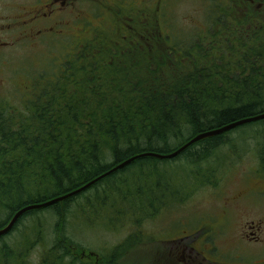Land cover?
Returning <instances> with one entry per match:
<instances>
[{"label": "trees", "instance_id": "obj_1", "mask_svg": "<svg viewBox=\"0 0 264 264\" xmlns=\"http://www.w3.org/2000/svg\"><path fill=\"white\" fill-rule=\"evenodd\" d=\"M211 3L218 7L222 2L211 0ZM223 4L229 8L234 0H225ZM255 4L259 10L264 8V0L247 2L248 7ZM243 13L246 22L244 19L243 28L236 34L231 32L238 27L227 29L238 22L229 14L221 15L222 28L215 46L222 42L220 37L240 34L246 39L242 46H237L242 40L236 37L231 47L227 43L223 44L227 49L222 46L226 52L230 49L244 52L241 63L250 64L248 76L231 72L230 79H221V85L203 87L196 82L198 72L190 71L182 57L194 60L192 52L184 54L187 51L180 49L183 54L179 56L171 52L168 44L181 47L179 41L164 42L170 59L175 57L178 69L186 70L184 75H177L167 68L169 62H158L150 54L151 41L155 39L152 30L132 24L121 35L109 34L110 40L99 38L105 29H97L94 36L75 44L72 51L64 48V56L59 62L52 61L57 66L46 75L51 79L40 82L33 98L25 104L0 102V228L20 208L73 191L136 154L170 153L202 131L263 113L264 23L255 22L257 18L251 23L250 12ZM228 18L233 23L226 21ZM137 27L140 34L135 33ZM246 48L250 50L246 52ZM259 123H264V118L201 140L175 158H139L77 195L29 211L8 234L16 233L15 241L1 242L8 235L0 237V264H33L26 251L36 243H47L45 228L49 218L57 217L56 225L65 223L74 201H80L118 173L127 176L123 180L126 183L131 172L147 163L150 166L186 154L201 160L227 143L233 131ZM197 145L204 147L193 151ZM261 146L264 147V134ZM260 156L264 163L263 155ZM111 193V189L105 188L101 194L108 199ZM95 206L84 201L80 207L85 210ZM44 209H52L47 215L48 222L42 218L24 221L29 216L39 217L38 213ZM70 240L65 236L47 247L40 264H80L78 257H70V248H80ZM23 241L28 244L24 246ZM80 254L84 257L91 253L82 249ZM111 255L114 256V251Z\"/></svg>", "mask_w": 264, "mask_h": 264}, {"label": "rangeland", "instance_id": "obj_2", "mask_svg": "<svg viewBox=\"0 0 264 264\" xmlns=\"http://www.w3.org/2000/svg\"><path fill=\"white\" fill-rule=\"evenodd\" d=\"M103 1L90 0L84 4L85 15L92 24L88 31L81 32L85 23L77 22L71 35L60 38V41L70 43L69 50L72 51L75 44L83 41L79 38L85 40L94 36L96 28L105 25L108 18H113V13L105 8ZM219 1L222 3L217 7L212 6L211 0H150L149 3L142 0L140 4L135 2L134 10L122 12L124 16L116 19L113 27L118 28H113V31L117 34L121 28L127 31L125 24L129 23L141 25L146 30L150 28L154 33L152 37L157 38L151 41L150 46L153 59L169 62V70L184 75L186 70L178 69L175 57L170 59L165 51L166 39L177 40L181 47L169 42L171 52L179 56L183 54L180 49L187 51L184 54L192 52L194 60L182 57L186 59L184 63L190 71L198 72L196 82L203 87L221 85V79H230L231 72L245 76L251 73L250 67H247L250 64L241 63L244 52L224 50L226 46L223 44L231 47L236 41L234 37L242 40L237 42V46L246 44V39L240 34L220 37L222 42L215 46L219 43L217 36L222 28L219 21L221 15L229 14L238 22L227 29L232 31L238 27L231 32L236 34L243 28L244 19L246 22L247 16L243 12H250L251 23H264V8L259 10L256 4L248 7V0H234L228 8L223 4L225 0ZM31 3L32 0H0V13L15 15ZM130 16L132 21H128ZM254 18L258 20L253 22ZM226 21L233 23L231 18ZM113 31H101L98 37L110 40L108 35L114 34ZM54 37L48 35L45 45L18 44L12 48L6 46L0 51V102L25 104L26 100L33 98L40 82L51 79L46 75L57 66L53 62H59L65 54L64 48L57 43L61 46L58 47L61 51L56 53L58 57L50 53L54 48L52 41H56ZM158 40L160 44L156 47ZM194 47H200V50L197 52ZM249 50L246 48V52ZM263 134L264 123L254 124L233 131L227 143L201 160H194L186 154L174 160L153 162L150 166L147 163L138 170L130 171L131 176L126 183L123 180L127 176L118 173L108 183L89 191L80 201H74L65 223L56 225L57 217L49 218L45 228L47 243H36L28 248V260L40 264L47 247L66 236L80 247L79 250L69 249L70 257H78L80 264H97L96 258L82 257V249L87 253L94 252L100 260H106V264H167L165 258L169 255L168 250L173 249V244L166 240L181 236L185 230L204 228L202 220L212 214L220 223L225 220L227 227L223 237L217 238L218 245L208 254L209 258L219 260L217 253H222L224 261L230 264H264V225L261 230L257 229L258 235L255 233L261 239L259 242L253 239L255 234H251V231L256 232V227H251L252 221L264 219V163L260 156L264 158V147L261 146ZM203 147L197 145L193 151H201ZM122 181L124 183L119 184ZM105 188L112 191L108 199L101 194ZM84 201L96 206L83 210L80 206ZM51 210L44 209L38 213L39 217L29 216L24 221L42 218L48 222L47 215ZM246 221L249 223L244 226ZM243 234L248 235L249 241L240 240ZM16 235H8L1 242L15 241ZM23 242L24 246L28 244V241ZM182 250L179 248V251ZM113 251L114 256L111 255ZM190 254L196 262L190 263L193 260L186 253L182 264H217L204 260L196 251ZM176 264H179L178 261Z\"/></svg>", "mask_w": 264, "mask_h": 264}, {"label": "flooded vegetation", "instance_id": "obj_3", "mask_svg": "<svg viewBox=\"0 0 264 264\" xmlns=\"http://www.w3.org/2000/svg\"><path fill=\"white\" fill-rule=\"evenodd\" d=\"M88 1L90 0H32V3L28 6H24L18 14L7 16L5 13H0V51L6 46V48H12L18 44L29 45L31 43L33 45H45L48 43V35H54L56 41H52V46L54 48H52L50 53L53 54L54 57L57 56L56 53L61 51L58 47L62 46L63 48L69 49L70 43L66 40L60 41V38L64 36L67 38V35H71L77 22L85 23L81 32H86L90 28L91 23H89L84 12V4ZM137 1L138 0H104L103 4L106 9L111 10L113 18H108L105 25L96 29H111V31H113V28H118V26L113 27L117 23L116 19L119 16L123 18L124 15H122V12L124 10H134L135 2L140 4L142 0H140V2ZM149 1L150 0H147L148 3ZM161 2H159V5H161ZM5 12L7 13L6 10ZM128 21H132V16L128 17ZM125 27H132V24H125ZM121 33L122 28L119 35H121ZM135 33L140 34L138 27ZM114 34L118 35L117 32H114ZM79 39L84 40L82 38ZM248 223L249 221L244 222V226H247ZM201 224L203 225L202 227H204L202 229L196 231L185 230L182 232L181 236L168 240L164 239V241L166 240L173 244V249L170 248L168 250L169 255L165 258V263L176 264L178 261L179 264H182V262L186 260L187 255L193 260L190 261V263H194L196 262V258L191 255L190 252L196 251L201 254L202 258L206 261L217 264H230L228 261H224L225 255L222 253H217V258L219 260H212L208 256V254L212 253L213 249L217 247V238L223 237L226 233V221L223 220V222L220 223L214 215L209 214L207 218L205 217L202 220ZM252 224L253 226L251 227H256V232L251 231V234L256 233L258 235L257 229L261 230L263 228L264 219H259L258 221L253 220ZM256 234L253 239L259 242L261 239L258 238ZM247 237L248 235L243 234L240 236V240L246 241ZM179 248H183V250L179 251ZM186 253L187 255L185 256L184 254ZM84 257L86 258L87 254H85ZM88 257L96 258L97 264H102L100 263L102 261L96 254H90ZM103 264L106 263L103 262Z\"/></svg>", "mask_w": 264, "mask_h": 264}, {"label": "water", "instance_id": "obj_4", "mask_svg": "<svg viewBox=\"0 0 264 264\" xmlns=\"http://www.w3.org/2000/svg\"><path fill=\"white\" fill-rule=\"evenodd\" d=\"M264 118V112L254 115V116H250V117H245L239 120H235L232 121L222 127H218V128H214V129H210V130H206V131H202L198 134H196L195 136H193L192 138H190L186 143H184L183 145H181L180 147H178L176 150L170 152V153H157V152H143V153H139L136 154L124 161H122L121 163L115 165L114 167H112L111 169H109L108 171H106L105 173H103L102 175L96 177L95 179L89 181L88 183L82 185L81 187L70 191L64 195H60L57 197H54L50 200L44 201V202H40V203H34V204H29L26 205L22 208H20L18 211H16V213L12 216V218L10 219V221L2 228H0V237L5 236L7 234H9L15 227V225L17 224V222L19 221V219L26 213H28L31 210H36V209H42L48 206H51L55 203L61 202L69 197H72L74 195H77L85 190H87L88 188H90L92 185H94L95 183H97L98 181H100L101 179L105 178L106 176L124 168L125 166L129 165L130 163L134 162L135 160L139 159V158H143V157H156V158H160V159H171V158H175L178 155H180L182 152H184L187 148H189L190 146H192L193 144L204 140L206 138H210L216 135H220L223 134L227 131H230L232 129H235L241 125L247 124V123H251V122H255L258 121L260 119Z\"/></svg>", "mask_w": 264, "mask_h": 264}]
</instances>
